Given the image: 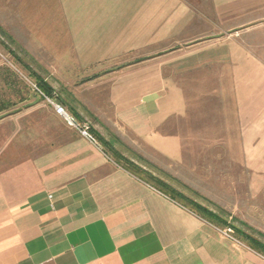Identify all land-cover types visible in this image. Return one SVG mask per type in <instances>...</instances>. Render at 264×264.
I'll return each mask as SVG.
<instances>
[{
  "label": "crops",
  "instance_id": "crops-1",
  "mask_svg": "<svg viewBox=\"0 0 264 264\" xmlns=\"http://www.w3.org/2000/svg\"><path fill=\"white\" fill-rule=\"evenodd\" d=\"M0 40V264H264V0H0Z\"/></svg>",
  "mask_w": 264,
  "mask_h": 264
},
{
  "label": "trees",
  "instance_id": "trees-1",
  "mask_svg": "<svg viewBox=\"0 0 264 264\" xmlns=\"http://www.w3.org/2000/svg\"><path fill=\"white\" fill-rule=\"evenodd\" d=\"M0 45L2 47H4L5 49H7V51L11 54V56L17 60L18 62H21L20 58L15 54V52L13 50H11L9 47L6 46L5 42L0 40ZM36 86L46 95L48 96H52L51 95V89L43 82H37ZM99 141L101 142V144L103 146H107L109 147V144H107V142L101 138H99ZM112 149V148H110ZM112 151L118 156V158L122 159L118 153H116L113 149ZM126 164L128 165L129 169L132 170L134 173H136L138 176H142L143 174V170L141 168H139L138 166L128 162L126 160ZM150 178L153 179V177L150 176ZM156 187L162 191L163 193L168 194L169 196H171L173 199L178 200L183 202L186 206H188L190 209L194 210L195 212H197L199 215H201L203 218L209 220L212 223H215L218 226L221 227H227L230 226L229 223H227L223 218H221L220 216H218L217 214H215L214 212L210 211L209 209H207L206 207L198 204L197 202L186 198L183 194H181L180 192L176 191L174 188H172L171 186L167 185L166 183H164L161 180L158 179H153ZM234 234L239 237L242 238L243 240H245L248 245L254 249L255 251L261 253L264 255V243H262L261 241H259L258 239H256L255 237L242 232L238 229H234L233 230Z\"/></svg>",
  "mask_w": 264,
  "mask_h": 264
},
{
  "label": "built area",
  "instance_id": "built-area-1",
  "mask_svg": "<svg viewBox=\"0 0 264 264\" xmlns=\"http://www.w3.org/2000/svg\"><path fill=\"white\" fill-rule=\"evenodd\" d=\"M34 89L37 90L53 106L55 113L62 117L68 125L78 128L84 136L93 139L92 135L89 132V127L87 124L78 123L75 118L70 115L61 104L55 101L53 96L46 95L35 85Z\"/></svg>",
  "mask_w": 264,
  "mask_h": 264
},
{
  "label": "rangeland",
  "instance_id": "rangeland-1",
  "mask_svg": "<svg viewBox=\"0 0 264 264\" xmlns=\"http://www.w3.org/2000/svg\"><path fill=\"white\" fill-rule=\"evenodd\" d=\"M3 39H4V37H3ZM0 53H2V55L5 57V58H7V60H5L4 59V61L7 63H18V61L17 60H15L12 56H11V54H9L8 53V51L4 48V47H2V46H0Z\"/></svg>",
  "mask_w": 264,
  "mask_h": 264
}]
</instances>
